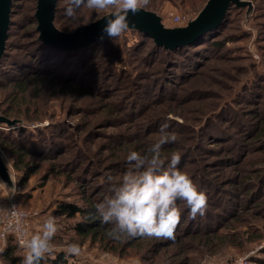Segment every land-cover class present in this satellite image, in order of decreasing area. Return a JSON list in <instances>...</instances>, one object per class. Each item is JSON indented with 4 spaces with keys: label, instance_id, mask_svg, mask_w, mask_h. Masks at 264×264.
<instances>
[{
    "label": "rangeland",
    "instance_id": "1",
    "mask_svg": "<svg viewBox=\"0 0 264 264\" xmlns=\"http://www.w3.org/2000/svg\"><path fill=\"white\" fill-rule=\"evenodd\" d=\"M205 1L151 0L148 9L156 11L163 27L172 31L187 27ZM249 1L254 7L248 17L246 10L234 11L232 21L218 32L223 47L206 50L201 65L192 70L185 66L184 74L178 67L170 68L176 74L155 73L143 60L149 52L141 50L144 40L128 30L109 50L114 56L107 62L115 79L107 91H89V86L96 87L91 86L95 81L85 73L83 83L77 78L68 84L56 80L42 87L37 101L22 98L38 107L35 115L42 120L12 129L26 130L28 137L33 136L32 143L48 151L27 157L40 169L26 185L19 182L21 171L1 146L0 153L17 189V202L39 214L32 234L49 215L58 218L61 229L53 240L55 255L75 242L82 251L79 257L68 256L71 264L264 263V141L254 136L257 119L264 114V0ZM36 2L24 0L15 9L12 52H22L30 39L27 33L37 28L26 16ZM66 3L60 1L62 10ZM110 12L81 9L80 24ZM61 16L62 25L71 28L69 19ZM175 17H180L179 24ZM24 29L27 32L21 33ZM88 71L93 72L92 65ZM123 72L131 77L121 83L117 76ZM6 91H0V101ZM165 122L168 131L177 134V141L166 145L181 153L183 172L208 197L205 215L193 220L184 202L177 201L181 220L174 240L134 238L116 252L79 237L70 229L76 220L59 215L57 207L62 203L84 206L91 197L102 200L109 194L106 176L118 181L129 167L128 153H147ZM0 131L8 128L0 126ZM12 186L0 177V201ZM5 245L0 242V264H5ZM19 250L23 259V249Z\"/></svg>",
    "mask_w": 264,
    "mask_h": 264
},
{
    "label": "trees",
    "instance_id": "2",
    "mask_svg": "<svg viewBox=\"0 0 264 264\" xmlns=\"http://www.w3.org/2000/svg\"><path fill=\"white\" fill-rule=\"evenodd\" d=\"M60 1L61 0L57 1L55 7L53 25L60 32H73L76 30H72L73 26L71 28H65L61 23V19H63V16L61 15L64 14V10H62V7L59 5ZM209 1L210 0L205 1L204 5L193 20L200 15ZM21 2H24V0L13 1L6 50L0 60V91L7 90L6 92H3L2 100L0 101V115L15 122L13 126H9L5 123L0 124V126L8 128V131L6 132L0 131V136L2 135L3 138V140L0 138V146L4 148L12 158L14 167L21 171V180L19 182L26 185L29 183L32 176L40 169L39 163H30L27 161V157L36 155V151L41 153L40 155H46L48 148L44 149L38 147L37 144L32 143L33 136L28 137L29 134H27L26 130L12 129L20 124L42 120L41 115H35L38 107L31 102L24 103L22 98H28L30 101H37V98H40L42 87L46 85V83L52 84L56 80H60L63 84H68L75 81L77 78V82L83 83L81 76L85 73H89V75H91L90 80L95 81L91 85H95V88L87 86L89 91L99 92V88L102 91H107V88H109V85L111 86L115 79V72L109 70V63L107 60L110 56H114L109 50L113 51L117 39L115 41L109 40L108 38H104L102 41L99 39L90 46L74 50L58 49L44 43L39 38V32L35 27L33 30H28L29 32L27 33V36L30 39L29 42L23 44V51L12 52V50L15 49V44L11 41V37L13 26L16 24V21L13 20L12 16ZM251 7H254V4L249 0H239V3L232 2L217 29L209 31L203 37L189 45L175 49H169L157 45L150 36L137 29L129 28V30L135 31L139 35V39L144 40L141 50L146 49V51L149 50V52L146 54L147 58H143V60L146 63L149 62L150 68L153 69L155 73L160 74V76L166 72L176 74L177 72L175 70L172 72L170 68L178 67V69L182 68V73L184 74L185 66L192 70L201 65V60L204 59V53L206 50H214L223 47L224 42L217 39L220 35L218 32L222 31L221 29L232 21V12L238 11L242 13L246 10L247 18L248 11ZM36 9L37 6H34L31 13L26 15L34 24L37 23L35 19ZM145 10L157 14L154 10L148 8ZM69 22L70 21L67 20V23ZM84 25L86 24H80L79 27ZM24 31L25 29L21 30V33ZM91 65L93 70L92 73L88 71L89 66ZM166 65H168V68L162 70L161 67ZM130 77V74L124 72L117 76V78L122 81L121 83ZM118 81L117 87H120L119 85L121 83L119 84L120 81ZM160 81L162 82V80ZM8 85H11L10 89H7ZM26 108L27 111H25ZM257 122L259 127H256L254 136L258 141H264V114L257 119ZM173 152H176V150L171 145H164L162 147V155L164 157H170ZM261 153L264 155V146ZM261 159L264 160V156L261 157ZM178 168L181 171L185 169L184 165L181 164V161ZM224 198H221V204H225ZM85 202L86 204L84 206L62 203L57 207V213L68 219L76 220L75 224L70 226V229H72L79 237L89 239L93 243H98L106 250L116 252L119 249V246L122 247L123 245L126 247L130 245L129 243L132 239L116 241L109 237L107 232L111 226L101 224L100 220L95 215L94 205L98 200L91 197L86 198ZM177 205L180 207L179 203H177ZM21 207L24 208L23 206ZM5 248L6 249L2 252V258L5 259V264H22V258L19 254V248L21 247H19L13 239L7 240ZM40 264L71 263L69 262L68 256L60 252L55 255V259L48 258L40 261Z\"/></svg>",
    "mask_w": 264,
    "mask_h": 264
},
{
    "label": "clouds",
    "instance_id": "3",
    "mask_svg": "<svg viewBox=\"0 0 264 264\" xmlns=\"http://www.w3.org/2000/svg\"><path fill=\"white\" fill-rule=\"evenodd\" d=\"M150 4L151 0H67L64 15L75 30L80 26L81 9L97 12L112 9L99 39L102 41L106 36L116 40L129 30V12L136 14ZM168 128L167 122L161 124L159 137L146 154L128 153L129 167L118 181L110 174L105 178L109 194L94 205L95 215L101 224L111 226L107 234L116 241L134 238L174 240L181 220L177 201L184 202L193 220L197 216L203 217L207 211V195L178 168L181 153L173 152L170 157L162 155L164 145L177 141V134L169 132ZM9 190L10 195L17 191L14 185ZM60 229L58 218L49 215L39 231L26 235L22 230V264H40L42 260L55 259L53 240ZM63 251L66 256L79 257L82 249L79 243L70 242Z\"/></svg>",
    "mask_w": 264,
    "mask_h": 264
},
{
    "label": "water",
    "instance_id": "4",
    "mask_svg": "<svg viewBox=\"0 0 264 264\" xmlns=\"http://www.w3.org/2000/svg\"><path fill=\"white\" fill-rule=\"evenodd\" d=\"M14 0H0V60L5 53L8 33L11 23V12ZM58 0H37L35 19L39 38L46 44L58 49L74 50L92 45L99 40L102 28L111 14L79 27L73 32L64 33L58 31L53 25L54 11ZM239 0H210L200 15L190 22L187 27L177 30H166L161 18L152 12L142 9L136 14L129 12V28L137 29L150 36L157 45L169 49L189 45L203 37L209 31L217 29L232 3ZM104 38H107L106 36ZM14 125V121L0 115V124ZM9 175V176H8ZM8 176V177H7ZM0 177L8 180L12 185L10 171L0 153Z\"/></svg>",
    "mask_w": 264,
    "mask_h": 264
},
{
    "label": "built area",
    "instance_id": "5",
    "mask_svg": "<svg viewBox=\"0 0 264 264\" xmlns=\"http://www.w3.org/2000/svg\"><path fill=\"white\" fill-rule=\"evenodd\" d=\"M174 19L178 24L181 22L180 17ZM38 216L37 211L22 208L15 195L7 192V196L0 201V242L6 244L8 239H13L21 247L22 230L26 235H31L32 226Z\"/></svg>",
    "mask_w": 264,
    "mask_h": 264
}]
</instances>
